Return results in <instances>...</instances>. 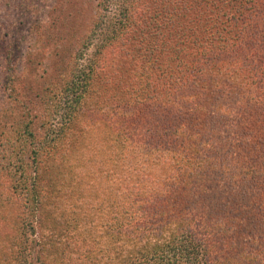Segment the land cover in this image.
Listing matches in <instances>:
<instances>
[{"label": "trees", "instance_id": "16d2710c", "mask_svg": "<svg viewBox=\"0 0 264 264\" xmlns=\"http://www.w3.org/2000/svg\"><path fill=\"white\" fill-rule=\"evenodd\" d=\"M263 5L99 0L83 34L69 31L57 87L40 95L43 136L31 133L33 115L4 139L0 264H170L207 252L200 236L209 214L212 225L241 221L229 230L259 239L264 258V29L252 12ZM54 144L66 153L58 162ZM102 152L119 167L111 176L126 182L129 206L118 205L122 191L104 193L85 178L107 176ZM86 189L103 198L95 248L68 232L79 222L75 202L86 212ZM110 203L126 216L112 208L117 227L105 229ZM90 206L82 218H95ZM39 229L41 239L29 241Z\"/></svg>", "mask_w": 264, "mask_h": 264}, {"label": "rangeland", "instance_id": "374dc122", "mask_svg": "<svg viewBox=\"0 0 264 264\" xmlns=\"http://www.w3.org/2000/svg\"><path fill=\"white\" fill-rule=\"evenodd\" d=\"M98 2L99 0H0V156L7 154L11 148L7 140L4 139L8 136L12 138L11 133L14 130L19 132L22 122H25L24 119L29 120L33 115H38L33 116V130L31 133L37 139L43 136L41 129L38 127L41 122L39 114L40 95L43 94V91H48L49 87H51L50 90L57 87L56 81L61 66H64L66 59L71 56L69 46L66 45V39L70 37L69 31L70 29L76 30L80 37L84 31L83 27L87 24L85 22L88 21L89 15H93V9H97L94 7ZM107 9L112 8L109 6ZM252 12H261L259 17L256 18H258V22L259 20L262 21L259 23V30L263 31L264 9H252ZM262 36L264 37V33ZM77 42L78 36L76 33L71 37V45ZM2 145L4 146L2 147ZM60 148L54 144L51 150L57 162L61 154L66 155ZM14 149H17V146ZM102 156L106 165H108V171L105 173L107 176L98 174L99 177L92 175L85 178L88 181H95L93 186L96 184L98 189L103 190L104 193L112 190L114 192L122 191L120 197L115 196L118 205L129 206L133 195L125 188L124 183L126 182L122 181L123 178L117 180L116 177L111 176L114 171H119V167L117 165L109 166L113 163V160L105 152H102ZM64 159L66 160V158ZM91 160L92 158H89L86 162L90 163ZM11 164L9 173L12 171L13 163ZM43 165L47 167L46 163ZM66 167H72L73 169L75 166L66 164ZM4 169L2 163L0 172L2 173ZM64 169L63 172H66V169ZM153 175H157V171ZM132 177L129 181L130 184L138 179L135 173L132 174ZM160 178H162V175H159L158 180ZM117 183L120 184L117 185ZM84 191H86L84 196L87 197L84 202L88 205L85 206L86 212H88L87 208L91 205V211L96 213L95 218L97 219L93 218L92 215L87 216L86 219L82 218L83 211L77 209V201L75 202L74 215H77L79 222H76L75 225H69L68 232L74 238L73 240L78 241V243L84 241V246L95 248L96 244L92 246L89 241L93 239L96 243L100 233V222H98V220L100 221L98 214L100 210L97 203L103 198L100 197L97 189H94L93 194L88 189ZM173 196L172 199L178 198L175 194ZM177 201H179V198ZM171 202H174V207L179 209L180 206L176 201L171 200ZM208 206H210V202ZM106 208L108 210L106 212L107 218L105 223H102L104 228L109 229L108 225L117 227L115 220L110 216L112 214L111 209L114 208L113 211L119 213L121 218L122 215L126 216V212H120L117 206H113V203L107 205ZM77 210L80 211V214H77ZM64 212H66V206ZM63 217L65 218L66 214ZM228 217L226 216L221 224L215 223V225H212L215 219H211V214L204 216L203 221L206 228L201 230L203 235L199 238H206L205 241L200 243L207 246V252L196 254L199 248L193 251L191 255L182 252L181 255H175L170 264H264L261 241L246 237L243 231H230V227L231 229L234 228L235 224L239 226L241 221L234 217ZM254 231L256 234L261 233L259 227ZM41 237L42 233L39 229L34 234H30L28 239L36 243ZM261 239L264 242V238L261 237ZM96 257L99 258L100 254L98 256L96 253ZM102 261H104V258H102ZM110 262L109 264H114L111 259Z\"/></svg>", "mask_w": 264, "mask_h": 264}]
</instances>
